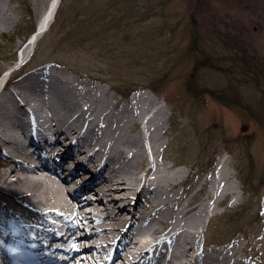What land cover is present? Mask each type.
Returning a JSON list of instances; mask_svg holds the SVG:
<instances>
[{"label":"bare ground","instance_id":"1","mask_svg":"<svg viewBox=\"0 0 264 264\" xmlns=\"http://www.w3.org/2000/svg\"><path fill=\"white\" fill-rule=\"evenodd\" d=\"M16 1L0 0V30L38 0L25 13ZM60 2L46 4L20 61ZM21 73L0 90V264H250L201 237L215 206L239 196L232 168L220 158L187 184L184 163L161 153L169 113L156 92L117 95L54 63Z\"/></svg>","mask_w":264,"mask_h":264},{"label":"rangeland","instance_id":"2","mask_svg":"<svg viewBox=\"0 0 264 264\" xmlns=\"http://www.w3.org/2000/svg\"><path fill=\"white\" fill-rule=\"evenodd\" d=\"M27 1H16L24 13ZM48 2L38 0L19 25L0 30V70L17 66L24 41ZM60 7L24 70L54 63L76 78L109 86L117 95L139 88L156 92L169 113L163 158L184 163L187 184L214 174L222 158L240 187L231 204L227 197L215 206L202 239L236 245L245 261L264 264V81L255 87L246 76L235 81L204 72L206 63L189 50L192 29L220 28L228 39L243 38L264 58V0H64ZM209 33L204 35L211 43ZM206 84L214 91H207ZM235 85L244 95L259 98L262 106L245 100L226 105L213 95H228Z\"/></svg>","mask_w":264,"mask_h":264},{"label":"trees","instance_id":"3","mask_svg":"<svg viewBox=\"0 0 264 264\" xmlns=\"http://www.w3.org/2000/svg\"><path fill=\"white\" fill-rule=\"evenodd\" d=\"M61 3H64V0H61ZM139 7L140 6L137 5V8ZM60 8L57 12H60ZM77 17L79 18V16ZM111 22L112 20L108 19V23L111 24ZM192 30V32H195V35H193L189 50L192 56L202 58L206 63V70L204 72L209 71L207 73H210L211 71H215L217 73H223L231 77V80L235 81L240 80L241 78L239 77L246 76L249 80L255 82V87H262L261 83L264 81V58L251 49V44L246 43L241 37L240 39H228L227 37L229 36L227 35V37H225L226 35H223L220 28H215L213 30L208 29L205 31L210 32L209 34L212 35L211 43H208L209 39H206L207 36L204 35L205 32L203 30L202 32L199 31L200 29L198 26ZM93 32L97 33L98 31L95 30ZM194 71L199 75L200 70L197 68V65ZM197 81V79H194L192 86H196ZM203 86L204 88L206 87L209 92L214 91L212 86H208L207 84ZM213 95L226 105H232L236 102L241 104L244 100L245 102L251 103L252 107H259L257 105H261L259 103V98L256 100L254 95H244V91L236 85L231 88V92L228 95H221L219 93ZM260 114L262 113L259 112V115Z\"/></svg>","mask_w":264,"mask_h":264},{"label":"snow or ice","instance_id":"4","mask_svg":"<svg viewBox=\"0 0 264 264\" xmlns=\"http://www.w3.org/2000/svg\"><path fill=\"white\" fill-rule=\"evenodd\" d=\"M73 247H75V245H73ZM12 251L14 252V251H15V249H12Z\"/></svg>","mask_w":264,"mask_h":264}]
</instances>
